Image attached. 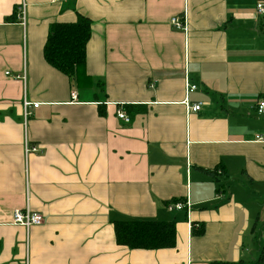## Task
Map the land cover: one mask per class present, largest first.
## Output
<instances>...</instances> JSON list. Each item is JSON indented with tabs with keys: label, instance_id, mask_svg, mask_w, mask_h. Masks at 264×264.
I'll list each match as a JSON object with an SVG mask.
<instances>
[{
	"label": "crops",
	"instance_id": "0c3cea01",
	"mask_svg": "<svg viewBox=\"0 0 264 264\" xmlns=\"http://www.w3.org/2000/svg\"><path fill=\"white\" fill-rule=\"evenodd\" d=\"M264 0H0V264H252L264 248ZM91 22L74 79L43 47ZM184 22L185 31L171 25ZM197 90L185 94V79ZM155 84L154 88H150ZM74 95V96H73ZM75 97V98H73ZM200 103L186 112L183 101ZM23 100L38 103L23 118ZM122 110L128 124L118 119ZM37 153L26 155L24 143ZM188 203L185 211L168 206ZM44 223L26 231L12 212ZM175 224L172 249L113 223ZM202 225V234L191 227Z\"/></svg>",
	"mask_w": 264,
	"mask_h": 264
},
{
	"label": "trees",
	"instance_id": "16d2710c",
	"mask_svg": "<svg viewBox=\"0 0 264 264\" xmlns=\"http://www.w3.org/2000/svg\"><path fill=\"white\" fill-rule=\"evenodd\" d=\"M90 37L91 22L83 16H78L76 23L54 24L43 47V58L51 68L69 79H74L85 66L86 46ZM113 226L118 246L130 250H161L175 247V224L172 222L117 221ZM202 232V225L194 224L191 227V234ZM252 264H264V248Z\"/></svg>",
	"mask_w": 264,
	"mask_h": 264
},
{
	"label": "built area",
	"instance_id": "2783aa9c",
	"mask_svg": "<svg viewBox=\"0 0 264 264\" xmlns=\"http://www.w3.org/2000/svg\"><path fill=\"white\" fill-rule=\"evenodd\" d=\"M54 3L60 2V0H51ZM25 12H26V4L24 3V0H22V3L17 6L16 8V14L18 15L20 21L22 24H24L25 21ZM255 15L257 18L261 20L262 26L264 27V1H260L256 3L255 5ZM171 25L179 31H185L186 26L184 22H180L178 18H172L171 19ZM155 84H151L149 87L154 88ZM184 90L185 94L188 95L189 93H192L197 90V87L193 84H190L187 81V78L185 79L184 84ZM74 96V95H73ZM75 98V97H73ZM183 105L186 109V112H199L201 110V104H190L188 102V99H185L183 101ZM39 106L38 103H31L28 100H23V118L26 120L30 116V109H35ZM256 112L259 116H264V100H260L257 103ZM118 119L122 120L125 124H128L130 122V119L127 115H125L122 110H118L117 112ZM24 152L26 155L31 153H37L39 150L35 146H30L28 142L25 141L24 143ZM169 210H175V211H185L186 217L188 219V215L190 212V205L188 203H179L173 206H168ZM44 223V217L40 213L33 212L29 209L28 205L24 209H15L12 212V224L16 226L23 227L26 231L30 230L32 227L40 226Z\"/></svg>",
	"mask_w": 264,
	"mask_h": 264
},
{
	"label": "rangeland",
	"instance_id": "374dc122",
	"mask_svg": "<svg viewBox=\"0 0 264 264\" xmlns=\"http://www.w3.org/2000/svg\"><path fill=\"white\" fill-rule=\"evenodd\" d=\"M261 225H264V218H262L259 223H258V227H260ZM263 234H264V230H263Z\"/></svg>",
	"mask_w": 264,
	"mask_h": 264
}]
</instances>
